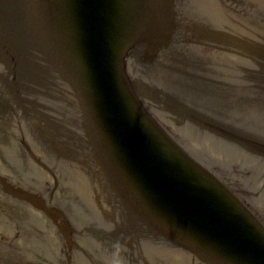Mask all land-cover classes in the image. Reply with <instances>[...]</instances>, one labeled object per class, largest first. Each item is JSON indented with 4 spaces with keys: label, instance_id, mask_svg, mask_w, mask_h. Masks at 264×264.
Returning a JSON list of instances; mask_svg holds the SVG:
<instances>
[{
    "label": "water",
    "instance_id": "obj_1",
    "mask_svg": "<svg viewBox=\"0 0 264 264\" xmlns=\"http://www.w3.org/2000/svg\"><path fill=\"white\" fill-rule=\"evenodd\" d=\"M2 145L5 173L59 180L66 206L0 192L72 253L87 195L26 147L98 203L116 264H264V0H0Z\"/></svg>",
    "mask_w": 264,
    "mask_h": 264
},
{
    "label": "flooded vegetation",
    "instance_id": "obj_2",
    "mask_svg": "<svg viewBox=\"0 0 264 264\" xmlns=\"http://www.w3.org/2000/svg\"><path fill=\"white\" fill-rule=\"evenodd\" d=\"M0 155V169L3 170V150ZM19 210L14 202L0 194L1 263L4 259L7 264H68L66 250L57 251L50 222L29 209Z\"/></svg>",
    "mask_w": 264,
    "mask_h": 264
}]
</instances>
